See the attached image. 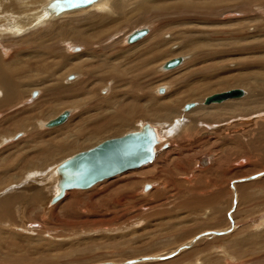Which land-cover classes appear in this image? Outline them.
<instances>
[{"label":"rangeland","instance_id":"rangeland-1","mask_svg":"<svg viewBox=\"0 0 264 264\" xmlns=\"http://www.w3.org/2000/svg\"><path fill=\"white\" fill-rule=\"evenodd\" d=\"M45 2L16 0L14 14L19 13L21 18L27 14L38 16ZM128 2L125 12L113 15L104 27L97 28L104 22L93 18L97 25L91 34L96 38L103 32L102 42L96 39L87 47L63 37L57 47L65 60H61V67L48 69L47 74L43 62L53 66V61L60 58H35L43 51L39 43L42 29L49 24H64L72 31L101 13L88 8L70 10L44 27L42 24L11 34L6 30L11 19H5L0 9V44L11 52L9 71L16 57L23 54L18 66L21 68L16 70L19 84L22 80L26 83L29 77L35 80V84L21 87L22 97L16 99L13 109L0 111V199L13 193L30 195L29 187L38 189L29 182L31 169L23 171V165L25 161L34 162L29 158L49 146L50 139L65 146L53 159L47 158L44 170H39L42 173L58 161L136 129L143 122L170 125L172 134H177V140L171 141L170 147L152 163L105 179L89 189L69 190L54 206L46 205L52 183L45 201L30 206H26V197L19 201L14 206L16 219L0 223V264H264V46L259 47L264 42V0ZM142 27L150 29L148 35L127 44L126 36ZM92 48L97 56H87L89 62H106L100 57L105 51V56H110L139 48L150 49L148 55L156 59L142 66L145 76L142 75L140 85L130 84L129 79L115 81L113 75L125 69L123 63L125 67L136 63L120 58L115 60L118 70L104 67L76 91V83L83 81L84 72L71 66L84 64V53ZM209 50L214 51V56L207 57ZM177 57L183 59L182 66L161 70L166 61ZM29 64L31 68L26 67ZM103 74L110 77L101 80ZM241 81L251 82L252 89ZM236 87L242 88L245 96L226 101H242L240 107L220 111L222 108L216 106L219 103L204 105L207 95ZM194 90L198 96L187 98ZM137 94H148L150 101L158 102V108L161 103L175 100L176 109L169 119L139 117L123 129L125 125L120 120H109L115 109L107 110L100 104L110 99V105L114 100L122 105ZM250 94L258 98L248 104ZM187 103L195 106L184 110ZM213 106V110H208ZM66 109L72 113L64 124L51 129L42 125ZM28 116L34 117V127L29 132L17 124ZM187 128L191 130L188 132ZM4 138L7 141L3 142ZM17 154H28V158L15 159ZM202 158L206 161L200 163ZM35 176L40 177L35 173L32 179ZM146 185L151 187L143 189ZM206 200L210 206L201 204ZM203 234L208 235L169 259L150 258L160 252H176Z\"/></svg>","mask_w":264,"mask_h":264},{"label":"bare ground","instance_id":"bare-ground-1","mask_svg":"<svg viewBox=\"0 0 264 264\" xmlns=\"http://www.w3.org/2000/svg\"><path fill=\"white\" fill-rule=\"evenodd\" d=\"M15 1L16 0H0V9H2V12L5 14V19L9 18L11 19V24H10V27L9 29H6L8 32H10L11 34H19L21 33L24 29H28V28H32V27H38L40 25H42L44 27V25H47L51 20H54L55 18L57 17H60L64 14H66L67 12H69L70 10L73 11V10H78V9H82V8H88V9H95L98 11V14L100 15H95L96 17H91L89 21H87V24H83L81 26H78V27H74V29L72 28V31L68 28H66V26L64 24H59V25H56V24H49L48 27L42 29V32L40 35H43L42 39L39 41L40 43V46L42 47L43 51L42 52H39V53H42L41 56L39 55H36L35 58L37 57H40V60L41 61H45V60H48L49 56H56L60 59H58L57 61H53V66L50 65L49 63H46L44 64L45 62H43V65L42 67H45L43 68L45 71V73L47 74L49 72L48 69L52 68H56V67H61L62 66V61L61 60H65V57L64 55L61 53V48H58L57 45L60 44L61 39L63 37H70L69 38V41H77V42H82V43H85L87 45V47H91L93 44H94V41L96 39H98L99 42H102L103 39H102V34L103 32H99L94 38L91 34V31L94 30V27L95 25H97V23H95V21L93 20V18H98V20L101 22H104L102 23L101 25L99 26H96L97 28L99 27H104V24L105 23H108L109 21L113 20V15L115 16L116 15H119L123 12H125L126 8L128 7V5L130 4V2H128L129 0H92V2H90L89 4L85 5V6H79L77 8H72V9H67L65 7V0H45L46 2L43 4L45 7L43 8V10L41 11V13L38 15V16H35L34 15L31 17L27 14V17L26 18H21L19 15V13H17L16 15L14 14L15 12ZM18 1V0H17ZM52 1L55 2V4H52L53 6L52 7H49V5L51 3H53ZM131 1V0H130ZM128 2V3H127ZM3 6V8H1ZM148 7V6H147ZM141 8V7H140ZM143 8V6H142ZM145 8V7H144ZM39 9V8H38ZM82 9V10H84ZM147 10V9H146ZM18 11V10H16ZM24 11V10H23ZM57 11H60V13H56ZM89 11V10H88ZM27 12V11H26ZM79 12V11H78ZM144 13V12H143ZM92 14V13H91ZM94 14V13H93ZM3 16V15H2ZM1 16V17H2ZM25 17V16H24ZM8 22V21H7ZM45 23V24H44ZM137 30H146V33L144 35H142L139 39H137L136 41H133V42H128V37L136 32ZM82 33H78L77 32H81ZM72 32V33H71ZM150 32V29L148 27H142V28H139V29H136L134 31H132L131 33H129L126 38H125V42L127 44H134L140 40H142L144 37H146L148 35V33ZM93 33V32H92ZM72 34V35H71ZM87 34H90V37L87 35ZM96 34V33H95ZM117 36V35H116ZM115 36V37H116ZM92 38V39H91ZM109 38V37H108ZM107 38V39H108ZM167 38V37H166ZM68 39V38H67ZM110 39V38H109ZM189 41V40H188ZM143 42V41H142ZM186 42V41H185ZM183 42V43H185ZM194 42H192V46L194 45ZM65 45V41L63 42ZM84 44V45H85ZM98 43L96 42L95 45H97ZM143 44V43H142ZM142 44L139 46L141 47ZM259 46V44H257ZM261 46L259 47H263L264 46V42L260 44ZM146 46V45H145ZM149 46V45H148ZM248 46V45H247ZM3 47H5L4 44H0V111L2 110H11L13 109L12 106L13 104L15 105V102H16V99L20 97H22V94H23V90H21V87L24 86V85H30V84H35V80L34 82L32 81V79L29 77L28 80H25L26 83L24 82V80H22L21 82V85L19 84V79H18V76H17V73L19 74V68L21 67H18L19 64H20V61H21V58H24L22 56H24L23 54H19V56L16 57L15 59V62L12 66V69L11 71H9V63H10V54L11 52L7 50H5ZM136 47V46H135ZM235 47V46H234ZM86 48V47H85ZM148 48V47H147ZM203 48V47H202ZM231 48V47H230ZM233 48V47H232ZM73 49H77L76 47H73ZM105 49V48H104ZM102 49V50H104ZM210 49V48H209ZM89 50V49H88ZM203 50V49H202ZM207 50V49H206ZM232 50V49H231ZM152 51V50H151ZM125 52H128V53H125ZM150 52V49H145L144 51H140V48L137 49V50H132V51H129V50H126V51H120V52H113L110 56H105L106 55V51L105 53H101L100 54V57L104 58L106 62H102V63H99L97 61H88V58L89 56H97V52L95 49H90V51H88L86 54L84 53V55L86 56V59L84 60V64H75V66H71L72 69L74 70H81V72L83 71L84 73V76H83V81L80 80L78 81L76 84H78V88H76L75 90L79 91L82 86L86 83V80L90 77H93L96 75V73H98L99 71H101L104 67H111V68H114L116 70H118L116 67L118 66H115V63L116 61L115 60H119L120 58H125L127 62H131V61H136L135 63V66L133 67H125L124 63H123V66H124V70L123 71H116L113 75V78L115 79L116 82H125L124 79H129L130 81V84H135L138 83L139 85L141 84V77L142 75H144V72L142 70V66L144 65H147V64H151L153 63V61L156 59V57L154 58L152 56V54L148 55V53ZM204 52V50L202 51ZM36 53V51H35ZM205 53V52H204ZM126 54V56L124 55ZM207 53H205L206 55ZM204 55V54H203ZM212 55L214 56V51L213 50H209L208 51V55ZM88 56V57H87ZM76 58H79V57H75L73 58L72 57V60L76 59ZM81 59V58H80ZM173 59H180V62L178 64H176L174 67H171V68H165V64L169 61H166L162 66H161V70L162 68L164 70H173L177 67H179L182 63H183V59L180 58V57H177V58H173ZM173 59H170V60H173ZM115 61V62H114ZM30 62V60H29ZM64 63V61H63ZM262 65L264 64V60L261 61ZM36 64V63H35ZM34 64V65H35ZM121 65V64H120ZM119 65V66H120ZM88 66H91L90 68H86ZM122 66V65H121ZM151 66V65H150ZM182 66V65H181ZM27 68H31L32 65H28L26 66ZM48 67V68H47ZM17 70V71H16ZM137 70V72H136ZM54 71V70H52ZM50 71V73L52 72ZM56 71V70H55ZM132 71L134 73H132ZM145 71V70H144ZM153 74V73H152ZM78 76H81L80 74H78ZM47 77V76H46ZM75 77V76H74ZM107 77H110V75H102L101 77V80L102 79H107ZM251 78V77H250ZM43 79V78H42ZM45 79V78H44ZM43 79V80H44ZM235 79V78H234ZM244 80V79H243ZM247 81L251 80V79H245ZM244 80V81H245ZM61 81V80H60ZM104 81V80H103ZM128 81V80H127ZM244 81H241L242 83L241 84H248V86L252 89L253 85L250 83H244ZM58 82V80H57ZM105 82V81H104ZM61 83V82H60ZM230 83V81H229ZM233 83V82H232ZM56 84V83H54ZM54 84H52V86H54ZM127 84V83H125ZM52 86H50V89L52 88ZM232 86V85H231ZM224 87V86H223ZM204 88V86H203ZM70 87H66V90H69ZM256 89V88H255ZM141 90V89H140ZM196 90V89H195ZM192 91L190 92L188 95H187V98H195L198 96V91L195 92ZM213 91V90H212ZM252 91V90H251ZM121 92V91H120ZM140 92V91H139ZM142 92V91H141ZM140 92V93H141ZM130 93V92H129ZM264 93V92H262ZM79 94V93H78ZM115 94V92L113 93ZM121 94H124L121 92ZM126 94V92H125ZM128 94V93H127ZM246 94V92H245ZM244 94V96H245ZM129 95V94H128ZM127 95V96H128ZM261 95V94H260ZM132 96V95H130ZM143 96H146L147 97V100L146 99H143ZM242 96V97H244ZM249 96L252 97V99H246L247 103L250 104L252 102H254V100H256V96L250 94ZM133 97V96H132ZM242 97H239V98H242ZM131 98V97H130ZM145 98V97H144ZM149 96L148 94H142V97L141 96H137L135 95L133 98L126 100V102H122L124 104L122 105H118V100H114V103L110 105L111 103V100L110 99H105V101L103 102H100L101 104V107L104 108V109H111V110H114L117 111H112L111 113H114V114H111V118H109V120H120L123 125H125L123 127L124 128H128L130 127V124L132 122L133 119L135 118H139V117H148V118H152V119H169V114L174 112L175 109H176V106H177V102L174 100V101H170V102H166V103H161L158 108L157 106V103L158 102H152L150 101L149 99ZM256 98V99H255ZM124 99V98H121V100ZM232 99H236V98H232ZM149 100V101H148ZM154 100V99H152ZM229 100V99H227ZM123 101V100H122ZM145 101V102H143ZM178 101V100H177ZM226 101V100H224ZM220 102L218 105L216 106H219L218 108H222V109H219L220 111H226V110H232L234 107H240L242 101H226V102ZM121 101L119 100V103ZM185 103V102H184ZM204 103V102H203ZM193 104V103H192ZM211 104H215V103H211ZM125 105V106H124ZM155 105L156 108H153ZM204 105H210V104H204ZM118 106H121V107H118ZM153 106V107H152ZM195 104L191 107H189L188 109H186L184 107V110H189L190 108L194 107ZM215 106V105H214ZM209 107L208 110H213V108L215 107ZM77 107V106H76ZM79 107V106H78ZM77 107V108H78ZM100 107V106H99ZM98 107V108H99ZM226 108V109H225ZM144 109V110H143ZM202 109V108H201ZM69 111V115H68V118L61 124L57 125V126H53V127H46V122H48L50 119H53L55 117H57L59 114H61L62 112H60L58 115H55L54 117L50 118L49 120H46L45 122L42 123V125L45 127V128H48V129H51V128H55V127H58V126H61L62 124H64L68 119L69 117L71 116V113L72 111L69 110V109H66ZM58 111V110H56ZM107 112V111H106ZM55 113V112H54ZM57 113V112H56ZM110 114V113H109ZM250 115H253L252 112L249 113ZM202 115V114H201ZM206 115V114H205ZM204 116V115H203ZM6 116H4L5 118ZM14 117V116H13ZM33 118L34 117H24L22 119H20L19 121H17V124L20 125L21 127H24V129L26 131L28 130H31L32 131V128L34 127V123H33ZM6 119V118H5ZM12 119V118H11ZM106 119V118H105ZM14 120V119H13ZM202 120L203 121H206L203 119L202 117ZM35 121V120H34ZM86 121V120H85ZM154 121V120H153ZM247 123L249 120H246ZM106 122V121H105ZM180 122V121H179ZM178 122V123H179ZM8 123V122H6ZM146 123H149L155 130L156 132V135H157V138H158V144L155 145V156H154V159L151 161V162H148L147 164L145 165H142L140 167H143V166H146L150 163H152L157 155L162 152L163 150L167 149L168 147H170L171 145V141H176L177 140V134L173 133L172 134V127L167 126V125H158V124H154V123H151V122H143L141 124L138 125V127L136 129H133V130H130L128 132H131V131H136L138 129H140L144 124ZM117 124V122H116ZM115 124V125H116ZM118 124H120L118 122ZM117 124V125H118ZM241 125V124H240ZM114 126V125H113ZM120 126V125H119ZM180 126V125H179ZM239 126V125H238ZM105 127V126H104ZM186 127V125H185ZM184 127V128H185ZM114 128V127H113ZM175 128V127H174ZM173 128V129H174ZM22 129V128H21ZM122 129V130H123ZM190 131L191 128H187V131ZM19 131V130H18ZM17 131V132H18ZM25 131V132H26ZM103 131V130H102ZM121 131V130H120ZM188 131V132H189ZM29 132V131H28ZM78 132V131H77ZM128 132H125L124 134L128 133ZM85 133V132H84ZM122 134V135H124ZM25 135V134H24ZM120 135V136H122ZM120 136H116V137H120ZM42 137V136H41ZM65 137V136H64ZM81 137V136H80ZM71 138V136H70ZM112 138H115V137H112ZM11 139V138H10ZM68 138H66L67 140ZM110 139V138H108ZM38 140V139H37ZM51 141H47V143L49 144V146H45L43 147V149L40 148V150H38V152H35V153H38L36 155V157H31L29 159L33 160L34 162H31L30 160L29 161H25L24 162V165H23V171H26V169H28L30 171L31 169V172H30V180L29 182H31L32 184L31 185H34V187L38 188V189H33L31 187H29L27 189V191L29 192H32L30 195L28 194H23V193H13V194H9L7 196H4L0 199V223L1 222H6L8 221V223L12 222L14 219H16V215L14 212H16L14 209V206L19 203V201L23 200L25 197V204L26 206H30V205H35L36 203H38L39 201L43 200L44 201L46 200V197L48 198V192L46 193V190L49 189V186L50 184L52 183L53 185V189L51 190V194L49 196V199L47 200V204L46 205H50V206H54L56 203H58L60 200H62L65 195H66V192L69 191V190H66L65 193H64V196L59 199L58 201H56L55 203L51 204V198L57 194L58 192V186H57V181H58V175L56 173V166L61 162L63 161L64 159L58 161L56 164H53L52 167L47 171V169L42 173V171L44 170L43 167H45L47 165V158L50 157V158H54L57 154L60 153V149L64 148V143H56L54 142V139H50ZM62 140V139H61ZM106 140V139H105ZM3 142L7 141L6 138H4L2 140ZM104 141V140H103ZM2 142V143H3ZM102 142V141H101ZM73 143V142H72ZM99 144V143H98ZM164 144H166L167 146H164ZM70 145V144H68ZM73 145V144H71ZM36 148V147H35ZM19 150V149H18ZM57 150V151H56ZM63 152V151H62ZM34 153V152H33ZM62 154V153H61ZM61 156V155H60ZM72 156V155H71ZM15 159H22V158H28V154H25V155H22V154H17L16 156H14ZM66 159V158H65ZM206 161V159L202 158L200 159V163L201 161L203 162ZM6 161V160H4ZM2 164L4 163L3 161H1ZM32 165H37V167L35 168H28L29 166H32ZM138 167V168H140ZM6 168V166H5ZM43 169L42 171H39ZM133 169H136V168H133ZM128 170H132V169H127L125 171H128ZM123 171V172H125ZM123 172H120V173H117L113 176H116L118 174H121ZM27 173V172H25ZM37 173L40 177L38 176H35L34 179H32L33 177V174ZM111 176V177H113ZM109 177V178H111ZM29 178V177H28ZM105 179H108V178H105ZM103 179V180H105ZM101 180V181H103ZM101 181H98L96 182L94 185H96L97 183L101 182ZM247 181V180H246ZM94 185H92L91 187H93ZM233 185V184H232ZM89 187V188H91ZM151 187V185H146L143 187V189H146L148 190L149 188ZM245 187V186H244ZM242 187V189L244 188ZM89 188H86V189H89ZM247 189V188H246ZM70 190H84V189H70ZM240 190V189H239ZM238 190V191H239ZM244 190V189H243ZM70 193V192H69ZM250 193V192H249ZM241 194H242V191H241ZM69 195V194H68ZM158 196V194H157ZM161 196V195H160ZM243 198V197H242ZM201 202L203 201V199L200 200ZM200 201H197L200 202ZM214 202V201H213ZM212 203V202H211ZM202 205H205L207 204V206H210L209 205V200H206L204 201L203 203H201ZM183 207L184 205H186V202H184L183 204ZM233 209V208H232ZM8 217V218H7ZM260 222V221H259ZM14 223V222H13ZM263 225V224H262ZM226 230V228H225ZM224 230V231H225ZM212 231V230H211ZM222 231V230H221ZM219 232V231H218ZM223 232V231H222ZM215 235H219V233H216V232H211ZM209 234V233H208ZM208 234H203L195 239H193L191 242H189V244H186V246H183L181 247V249H179L178 251L176 252H169V253H165V252H160V253H157V254H154L152 257H150L151 259H157V260H161V259H165V258H168V257H173L174 255H176L178 252H180L182 249L184 248H187L189 246H192L196 240L204 235H208ZM222 234V233H221ZM241 232H239V235L241 236ZM70 235V234H69ZM221 236V235H220ZM184 237V236H183ZM222 239V238H221ZM224 239V238H223ZM245 239V238H244ZM213 242L216 243V240H214ZM213 244V243H212ZM215 245V244H214ZM213 246V245H212ZM217 247V246H216ZM214 247V249L216 248ZM222 247V246H221ZM223 250V249H222ZM191 251V250H190ZM258 252V251H257ZM188 253V252H187ZM192 253V252H191ZM170 254V255H169ZM263 254V253H262ZM169 255V256H167ZM188 255V254H187ZM190 255V254H189ZM260 255V254H259ZM165 256V257H163ZM179 256V255H178ZM183 256V255H182ZM186 256V255H185ZM258 256V255H257ZM263 257V255H262ZM150 258H147V259H150ZM229 258V257H228ZM169 259V258H168ZM197 259V258H196ZM196 259H194L196 261ZM200 259V258H199ZM264 260V259H262ZM134 262V261H132ZM194 262V261H193ZM259 262V261H258ZM166 263V262H165ZM171 264L172 263H175V261H172L170 262ZM199 263V261H198ZM196 263V264H198ZM264 263V262H263ZM103 264H111V263H103ZM122 264H125V263H122Z\"/></svg>","mask_w":264,"mask_h":264},{"label":"water","instance_id":"water-1","mask_svg":"<svg viewBox=\"0 0 264 264\" xmlns=\"http://www.w3.org/2000/svg\"><path fill=\"white\" fill-rule=\"evenodd\" d=\"M90 2L86 0H65L67 9L85 6ZM146 33V30H137L128 37V42L139 39ZM180 59L169 60L165 68L174 67ZM242 88H231L222 92L212 93L204 99V104L220 103L227 99L244 96ZM192 103L185 104V108L193 106ZM69 115L65 110L57 117L46 122V127H53L63 123ZM158 138L154 128L144 124L136 131L128 132L120 137L106 139L99 144L73 154L61 161L56 166L58 175V192L51 198V204L64 196L66 190L86 189L96 182L109 178L127 169L138 168L151 162L155 156V145ZM164 146H167L164 144ZM131 261L125 262L130 264Z\"/></svg>","mask_w":264,"mask_h":264},{"label":"snow or ice","instance_id":"snow-or-ice-1","mask_svg":"<svg viewBox=\"0 0 264 264\" xmlns=\"http://www.w3.org/2000/svg\"><path fill=\"white\" fill-rule=\"evenodd\" d=\"M86 2H92V0H86ZM53 5H49V7H52Z\"/></svg>","mask_w":264,"mask_h":264}]
</instances>
